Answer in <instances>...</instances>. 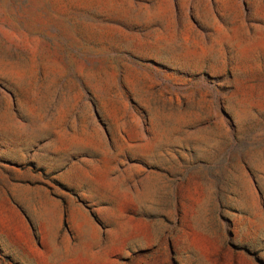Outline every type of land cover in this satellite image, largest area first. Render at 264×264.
<instances>
[{"label": "rangeland", "instance_id": "1", "mask_svg": "<svg viewBox=\"0 0 264 264\" xmlns=\"http://www.w3.org/2000/svg\"><path fill=\"white\" fill-rule=\"evenodd\" d=\"M0 264H264V0H0Z\"/></svg>", "mask_w": 264, "mask_h": 264}]
</instances>
